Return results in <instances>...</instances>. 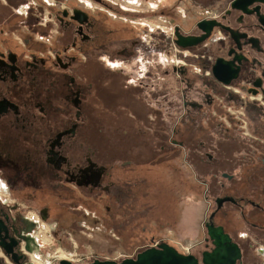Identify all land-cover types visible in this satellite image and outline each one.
Returning <instances> with one entry per match:
<instances>
[{
  "label": "flooded vegetation",
  "instance_id": "af4514ba",
  "mask_svg": "<svg viewBox=\"0 0 264 264\" xmlns=\"http://www.w3.org/2000/svg\"><path fill=\"white\" fill-rule=\"evenodd\" d=\"M178 2L0 0V264H204L211 226L264 264V1ZM194 173L198 251L147 235Z\"/></svg>",
  "mask_w": 264,
  "mask_h": 264
},
{
  "label": "rangeland",
  "instance_id": "374dc122",
  "mask_svg": "<svg viewBox=\"0 0 264 264\" xmlns=\"http://www.w3.org/2000/svg\"><path fill=\"white\" fill-rule=\"evenodd\" d=\"M122 1V0H121ZM178 4L182 8H186L188 6H194V8L199 9L201 14H204V6L211 5L214 3V0H178ZM124 3V2H123ZM204 5V6H203ZM203 6V7H202ZM199 14V15H201ZM180 19V17H179ZM180 21V20H179ZM195 171L198 172L199 176L201 174L200 168L195 167ZM175 175V174H174ZM177 192L180 195V209H179V217L177 226H173V220L176 219L175 216L163 215L165 208H169V206L165 204L167 203L166 199L161 200V215L156 217L157 231L154 229H149L147 231V235H155L156 238L159 239H168L172 241H182L183 238L187 237L190 240V244L193 243L194 250L198 251L200 249V243L197 241L202 238L203 228H202V210H203V202H202V192L203 186L200 180L197 179V176L194 173V178L189 177L187 182L184 184L183 181L175 176ZM168 191H170V185H166ZM193 191V192H192ZM168 210V209H167ZM159 213V212H158ZM160 214V213H159ZM165 214V213H164ZM189 218V219H188ZM148 222V221H147ZM169 222H172L169 224ZM165 224V225H164ZM162 225V226H161ZM161 226V229H159ZM172 227H176L177 230L172 229ZM172 230V231H171ZM178 231V233H176ZM194 240V241H191Z\"/></svg>",
  "mask_w": 264,
  "mask_h": 264
},
{
  "label": "water",
  "instance_id": "95a60500",
  "mask_svg": "<svg viewBox=\"0 0 264 264\" xmlns=\"http://www.w3.org/2000/svg\"><path fill=\"white\" fill-rule=\"evenodd\" d=\"M239 0H234L233 6L237 5ZM264 1V0H262ZM213 21L203 20L199 26L205 28L203 24ZM208 35V31L201 37H181L178 38V45L186 47L196 45L203 41ZM210 235L214 239L215 248L211 252H203L204 264H237V259L241 257V251L237 244L232 242L231 238L223 232L221 228L210 227ZM161 250L150 248L138 255L136 260L128 259L121 264H198L194 255H182L167 243L160 245ZM104 264H109L106 262Z\"/></svg>",
  "mask_w": 264,
  "mask_h": 264
}]
</instances>
